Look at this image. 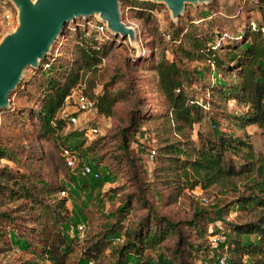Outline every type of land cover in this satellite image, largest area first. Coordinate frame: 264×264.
Returning <instances> with one entry per match:
<instances>
[{
    "label": "rangeland",
    "instance_id": "obj_1",
    "mask_svg": "<svg viewBox=\"0 0 264 264\" xmlns=\"http://www.w3.org/2000/svg\"><path fill=\"white\" fill-rule=\"evenodd\" d=\"M140 1H149L153 5L139 13L135 5H141ZM119 4L123 20L136 28V45L131 44L127 36H115L105 31L112 37L103 41L106 53L96 65L81 72L79 82L66 96L63 108L57 112V116L63 118L76 111V94L86 87L89 90L88 85L93 82L94 91L108 84L119 94L110 115L92 109L79 111L80 123H67L65 119L58 135L39 138L35 114L43 91L44 76L51 72L32 66L24 69L20 82L9 93L8 105L0 108V141L21 152L34 151L35 155H41V159L32 160V163H35L40 176L46 179L47 185L56 187L49 197L42 192L35 195L44 198L45 203L52 205V209L60 214L64 211L57 206L61 196L67 198L68 207L63 219L53 213L49 215L52 210H48L40 222L34 224L25 222L26 216L24 223L14 221L21 224L17 227L28 237L32 246L30 250L21 249L20 234L13 232L11 226L0 227L9 233L5 232L6 237L11 239L10 246L0 252V264H49L41 245L62 236L70 247L63 264H110L117 259L119 247L126 242V233L132 235L140 227L154 230L156 226H168L165 221L171 222L166 238L156 244L154 250L145 249L154 258L161 252L158 264H165L166 258L178 264H217L222 255L229 264L230 254L227 253L225 238L213 241V236L225 237L229 231L227 226L232 222L254 219L264 210V206L252 201L242 207L245 201L238 199L241 195L257 192L260 180L256 175L232 176L207 188L197 185L177 191L174 172L163 169L166 160L158 155L165 141L177 139L179 135L172 129L170 116L166 113L167 105L158 89L156 72L152 69L155 61L162 56L173 57L172 50L178 43L163 33L175 36L180 28L195 29L213 38L221 39L222 36L223 44H230L235 40L227 39V35L242 33L251 22H264V0L188 2L176 18L172 17L162 1L119 0ZM12 11L16 18L14 6ZM89 18L100 22L95 16ZM4 22L0 11V38L5 31L13 28H8ZM72 24L67 22L62 33L66 25ZM88 31L93 36L103 35L95 33L91 26ZM67 39L61 48L65 61L75 57V37L69 35ZM215 48L219 52L224 51L217 46ZM187 66L193 76L187 92L200 102L208 100L210 103L204 107L201 122L196 123L202 136L212 135L214 130L231 131L248 140L255 151L264 153L262 129L254 123L241 126L234 117H229L230 113L243 109L242 105L233 99H224L219 90L207 87L212 81H224L227 75L219 73L217 68L204 60H190ZM92 126H97L98 132L92 133ZM122 130L127 134L126 146L122 144ZM182 131L197 139L195 130L185 126ZM18 138H21L20 141ZM65 143L76 151L77 159L92 167L93 173L81 174L79 166L70 168L62 161L60 147ZM232 158L236 164L241 162L239 156L233 155ZM6 162L11 164L1 159L0 165ZM36 185L41 186L42 182L37 181ZM59 185H65V194L58 193ZM127 200H130V207L122 211L119 208ZM13 204L10 206L13 207ZM20 213L29 214L27 211ZM28 225H34V228L30 229ZM78 225L83 228L79 229ZM105 233L109 235L104 239ZM243 238H255V235H243ZM95 241H98L97 245ZM4 245L0 241V247H6ZM52 247L60 255L64 249V245ZM88 250L95 251L96 255L90 256ZM90 257L95 258L94 262H89L92 261ZM128 260L135 261L137 258L130 253ZM242 264H249L246 256Z\"/></svg>",
    "mask_w": 264,
    "mask_h": 264
},
{
    "label": "trees",
    "instance_id": "obj_2",
    "mask_svg": "<svg viewBox=\"0 0 264 264\" xmlns=\"http://www.w3.org/2000/svg\"><path fill=\"white\" fill-rule=\"evenodd\" d=\"M140 4L135 5L139 13H141L140 10H144L143 8L153 5L149 1H140ZM94 20V18L75 19L72 25H66L61 38L55 41L51 51L34 67L39 68L40 71L49 69L51 72L50 75H43L45 77L43 91L38 98V109L35 114L36 124L39 126L37 129L39 138L58 135L64 126L65 119L68 123L70 113L62 118L57 116L58 110L63 108L66 96L79 82L81 72L96 65L107 51L103 41L106 38L111 39V34L103 32L100 37L91 35L88 31L90 26L95 33H100L96 26L100 22ZM183 29L180 28L175 36L169 32L163 33L164 36L169 34V37H173V41L178 43L172 50L173 57L162 56L152 67L156 72L158 89L167 105L166 113L170 116L172 129L179 135L177 139L165 141L160 147L158 156L166 160L163 169L174 172L173 180L178 188L177 191L194 188L197 185L207 188L232 176L256 175L260 180L257 192L241 195L238 199L245 201L242 207L247 206L250 201L264 206V153L255 151L248 140L231 131L214 130L212 135L202 136L196 123L201 122L204 107L209 101L200 102L186 90L193 79L192 70L187 66L188 62L190 60L207 61L209 65L217 68L219 73L227 75L224 81L216 83L212 81L207 84V87L209 86L211 90H219L221 97L226 100L233 99L243 107L240 111L230 113L229 117H234L241 126L254 123L264 132V22L257 24L251 22L242 33L236 36L227 35V39L235 41L226 45L223 44L222 36L221 39L213 38L195 29ZM69 35H74L76 40L75 57L65 61L61 48L64 47L63 42ZM216 46L224 51L219 52ZM44 63L48 65L44 67ZM94 86V83L90 82L89 90H86V87L83 92L95 101L99 112L110 115L119 94L109 88L108 84L97 91H94ZM131 121L133 122L134 119ZM185 126L196 131L197 139H193L188 133L182 131ZM32 134L34 137V133ZM20 139L18 138L19 141ZM121 139L122 144L126 146L128 138L125 130L121 132ZM14 141L15 138L12 143ZM21 151L0 141V160L6 159L11 162V164L6 162L0 165V227L11 226L13 232L20 234L21 249L30 250L32 246L29 244L28 237L17 227L21 224H15L14 221L24 223L26 216L25 222L34 224L40 222L49 212L48 210H52L49 215L53 213L63 219L67 215L68 207L65 196H61L57 201L58 209L64 210L60 214L52 209V205L45 203L47 201H44V198L35 195L37 192H42L49 197L56 187L47 185L46 179L40 176V173L36 171L35 163H32V160L41 159V155H35L34 151H29L30 153ZM233 155L241 158L239 164L234 162ZM22 158L25 160L22 161ZM61 159L65 163L62 156ZM37 181H41L42 185L37 186ZM62 188H65V185H59L58 191ZM15 202L19 203L15 205L13 204ZM11 204L13 207L10 206ZM129 207L130 200H127L119 209L127 211ZM20 211H27L29 214L22 215ZM165 223L168 226L163 225L158 228L156 226L154 230L140 227L132 235L130 232L126 233L128 235L126 242L119 247L117 259L110 264H158L157 259L161 252L154 258L151 253H146L145 249L154 250L156 244L166 238L171 222L165 221ZM28 226L30 229L34 228V225ZM42 229L46 230L44 227ZM227 230L231 231V233L227 231L224 237L227 253L230 254L229 264H242L245 256L249 264H264V210L260 211L254 219L232 222L227 226ZM5 232L7 233L5 229H0V241L6 244L4 245L6 247H0V252L11 244V239L6 237ZM251 234H254L255 238H243V235ZM108 235L105 233L104 239ZM64 238V236L60 239L57 237L51 243H42L43 255L50 261L49 264L64 263V256L70 250ZM97 242L95 241V245ZM52 245L59 247L64 245L61 255L53 249ZM88 251L90 256L96 255L95 251ZM130 253L134 254L137 260H128ZM90 259L94 262L95 258L90 257ZM166 261L165 264H178L172 262L170 258H166Z\"/></svg>",
    "mask_w": 264,
    "mask_h": 264
},
{
    "label": "water",
    "instance_id": "obj_3",
    "mask_svg": "<svg viewBox=\"0 0 264 264\" xmlns=\"http://www.w3.org/2000/svg\"><path fill=\"white\" fill-rule=\"evenodd\" d=\"M162 1L176 18L188 2ZM16 9V23L0 38V108L9 103L10 91L20 82L26 67H36L52 49L67 22L95 16L113 35L128 37L136 45L134 25L123 20L119 0H10Z\"/></svg>",
    "mask_w": 264,
    "mask_h": 264
},
{
    "label": "built area",
    "instance_id": "obj_4",
    "mask_svg": "<svg viewBox=\"0 0 264 264\" xmlns=\"http://www.w3.org/2000/svg\"><path fill=\"white\" fill-rule=\"evenodd\" d=\"M12 3L10 2V0H0V11H2L3 17H4V24L8 27H14L15 22H16V18L15 15L13 14L12 11ZM98 30L100 31V33H103L106 30V24L104 22H100L97 25ZM166 37L169 38V34H166ZM48 65V63H44V67H46ZM97 110V106L95 104V101L93 99H91L90 97H88L83 90L78 91V93L76 94V111L71 112L68 115V123H72V124H77L81 122V119L79 118V114L77 112L79 111H85V110ZM91 132L92 133H96L98 132V128L97 126H92L90 127ZM76 151L70 147L69 145H62L61 146V156L63 157L66 165L70 168H76L77 166H79V172L81 174H90L93 173V169L92 167L86 163L81 161L80 159H77V155L75 153ZM152 152L154 153L155 150H152ZM95 174V172H94ZM66 188H62L59 190L58 193L60 194H65ZM79 229H82L83 226L82 225H78ZM213 241H217V240H224V235H214L213 236ZM90 263H92V261H89ZM226 257L224 255H222L221 257L218 258L217 264H226Z\"/></svg>",
    "mask_w": 264,
    "mask_h": 264
},
{
    "label": "bare ground",
    "instance_id": "obj_5",
    "mask_svg": "<svg viewBox=\"0 0 264 264\" xmlns=\"http://www.w3.org/2000/svg\"><path fill=\"white\" fill-rule=\"evenodd\" d=\"M133 25V24H132Z\"/></svg>",
    "mask_w": 264,
    "mask_h": 264
}]
</instances>
